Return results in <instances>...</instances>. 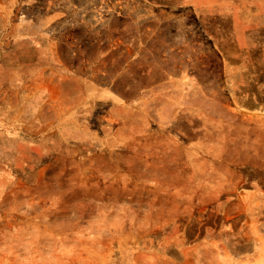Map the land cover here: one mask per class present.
<instances>
[{
	"label": "rangeland",
	"instance_id": "rangeland-1",
	"mask_svg": "<svg viewBox=\"0 0 264 264\" xmlns=\"http://www.w3.org/2000/svg\"><path fill=\"white\" fill-rule=\"evenodd\" d=\"M191 1L0 0V264H264V0Z\"/></svg>",
	"mask_w": 264,
	"mask_h": 264
},
{
	"label": "crops",
	"instance_id": "crops-1",
	"mask_svg": "<svg viewBox=\"0 0 264 264\" xmlns=\"http://www.w3.org/2000/svg\"><path fill=\"white\" fill-rule=\"evenodd\" d=\"M147 1V0H146ZM177 3L181 6H189V7H195L193 6V2L191 0H176ZM247 73V72H246ZM251 73L253 76L255 75V71L252 67ZM256 78V77H255ZM257 79V78H256ZM245 85V88L247 90L245 91H240L239 90V105L242 108H261L260 111L257 112H250L252 116L254 115H264V80L257 79L255 81L254 79L252 81L245 80L243 82ZM241 95H243L241 97ZM125 102H132L134 101L132 98L131 99H125ZM60 119L62 118L61 116L57 115ZM56 125L59 126L61 124L60 120H54L51 121L50 125ZM54 126V127H56ZM48 129H49V123L47 122V129L43 131L42 134H46V138L42 140H48V137L50 134H48ZM53 129V128H52ZM51 129V130H52ZM126 130V129H125ZM126 132V131H125ZM41 134L35 135L36 137L40 136ZM36 140L32 139V141H41L39 138H35ZM65 142V141H64ZM34 143V142H33ZM240 144V143H239ZM98 150H101V147H97ZM140 153L146 152L147 150L144 149H139ZM245 152V154H243ZM53 153V152H52ZM258 149L256 145L254 144L253 139L250 141V143H242L239 145V175L241 172L243 173V170L245 169L244 173V178L243 180L239 179V196L241 195L240 193H255L257 196L260 194L264 195V181L261 183L259 180V176L262 174L264 176V171H260L259 167L262 164L264 167V161H261L260 156L257 154ZM186 166H188L189 163H183ZM180 164L179 162L176 164H173V167H178ZM51 166V163L47 164L45 166L48 167ZM247 173V174H246ZM242 197V196H241ZM264 198V197H262Z\"/></svg>",
	"mask_w": 264,
	"mask_h": 264
},
{
	"label": "trees",
	"instance_id": "trees-1",
	"mask_svg": "<svg viewBox=\"0 0 264 264\" xmlns=\"http://www.w3.org/2000/svg\"><path fill=\"white\" fill-rule=\"evenodd\" d=\"M249 68H250V66H249ZM245 72H248V75L246 76V80L252 81L254 79L255 81H257V79L255 78V75L253 76V74L251 73V68L249 69V71L245 70L244 73Z\"/></svg>",
	"mask_w": 264,
	"mask_h": 264
}]
</instances>
